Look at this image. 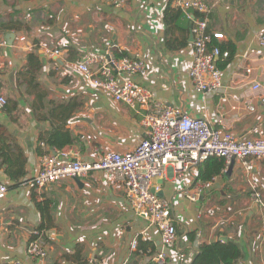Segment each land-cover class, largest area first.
<instances>
[{
    "label": "crops",
    "instance_id": "obj_1",
    "mask_svg": "<svg viewBox=\"0 0 264 264\" xmlns=\"http://www.w3.org/2000/svg\"><path fill=\"white\" fill-rule=\"evenodd\" d=\"M206 1L210 31L225 38L214 44L231 50L229 59L217 61L222 86L211 93L194 89L192 21L171 0H0V19L19 27L0 33V96L7 100L0 111V182L8 186L0 202V264H39L27 249L40 227L48 251L43 264H156L162 250L159 231L134 213L120 177L96 172L45 190L28 183L49 152L68 150L92 162L106 152L132 151L146 137L149 109H133L93 87L77 69L87 54L112 47L121 57L142 59L146 71L132 79L155 100L222 132L264 138V0ZM30 54L41 66L37 87L22 75ZM62 134L72 144H49ZM8 163L23 175L13 179ZM185 182L171 170L154 181L172 202L178 236L166 249L167 264H192L201 245L223 237L240 247L238 264H264V159L250 174L235 162L197 203L181 193L192 179Z\"/></svg>",
    "mask_w": 264,
    "mask_h": 264
},
{
    "label": "built area",
    "instance_id": "obj_2",
    "mask_svg": "<svg viewBox=\"0 0 264 264\" xmlns=\"http://www.w3.org/2000/svg\"><path fill=\"white\" fill-rule=\"evenodd\" d=\"M224 1V0H222ZM192 21L191 36L194 62L190 78L198 93L218 91L222 86V72L217 64L219 59L227 60L230 52L215 45L224 40V35L209 29L211 6L206 0H171ZM264 47V35L259 38ZM4 42L0 40V48ZM55 55L59 51L54 52ZM147 64L142 59L118 57L114 48L104 52L85 55L77 64V69L85 75L91 85L109 94L116 102L133 109L146 107L144 128L146 137L132 151L124 154L106 152L96 161H83L68 150L44 155L34 178L28 183L38 190H45L66 180L87 178L96 172H107L120 177L126 186V193L134 213L157 228L162 241V250L157 253L156 264H167L166 249L176 245L178 236L172 214V202L160 197L156 179H164L171 170L178 181L192 179L183 186L181 193L197 203L212 189L218 178L228 172L232 162H239L246 174H250L256 162L264 159V138H240L232 132H222L206 119L193 118L182 109L173 108L154 99L146 88L133 81V77L146 71ZM3 64L0 62V71ZM250 74L251 70H247ZM260 84L254 85V89ZM264 105V95L261 97ZM7 105L0 96V111ZM254 112V107H249ZM225 159L221 174L209 181L193 178L195 171L209 158ZM8 194V186L0 182V202ZM254 197L259 199L260 194ZM30 240L27 255L43 264L48 255L44 232L35 230ZM135 239L132 248H137ZM14 264H22L16 261ZM96 264H106L98 261Z\"/></svg>",
    "mask_w": 264,
    "mask_h": 264
},
{
    "label": "trees",
    "instance_id": "obj_3",
    "mask_svg": "<svg viewBox=\"0 0 264 264\" xmlns=\"http://www.w3.org/2000/svg\"><path fill=\"white\" fill-rule=\"evenodd\" d=\"M180 11V10H179ZM18 22L14 21H2L0 19V33L1 32H10L18 31L19 27L17 26ZM222 50L231 51L229 47H220ZM118 55V54H117ZM118 57H121V55ZM123 57V56H122ZM40 64L38 57L35 54H30L28 56V65L27 70L22 74L28 76L26 83L28 85H34L36 83V76L38 70H40ZM73 140L67 135L62 134L57 140H49V144L53 147H64L66 145L72 144ZM7 163V162H6ZM18 165H21L19 161L16 162ZM8 173L13 179L19 178L23 175V170H11V165L8 163ZM225 167V159L212 157L206 160L200 168L199 178L202 181H209L213 177L221 174L222 170ZM12 173H16L12 174ZM18 176V177H17ZM44 228L40 227L37 231L44 232ZM242 257V252L240 247L234 242H222L217 241L211 244H203L199 248V253L195 257L192 264H238V261Z\"/></svg>",
    "mask_w": 264,
    "mask_h": 264
},
{
    "label": "water",
    "instance_id": "obj_4",
    "mask_svg": "<svg viewBox=\"0 0 264 264\" xmlns=\"http://www.w3.org/2000/svg\"><path fill=\"white\" fill-rule=\"evenodd\" d=\"M10 38L13 39V38H14V34H8V35H7L6 39H7L8 42H11V39H10ZM234 163H235V162H232V163H231L230 168H232V166H234ZM77 181L79 182L78 179H77ZM158 195H159L160 197H162V194H161V193H158ZM221 240H222L223 242H228V239H227L226 237H223V239L221 238Z\"/></svg>",
    "mask_w": 264,
    "mask_h": 264
}]
</instances>
